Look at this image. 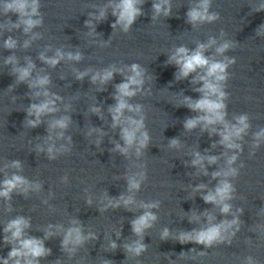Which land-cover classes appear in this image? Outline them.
Masks as SVG:
<instances>
[{"label":"water","instance_id":"1","mask_svg":"<svg viewBox=\"0 0 264 264\" xmlns=\"http://www.w3.org/2000/svg\"><path fill=\"white\" fill-rule=\"evenodd\" d=\"M5 2L10 0H0V181L18 172L41 187L26 194L14 193L10 202L0 198V257L6 258L11 250L3 240V226L11 218L24 215L31 219L28 234L36 237L43 238L50 224L59 226L44 240L51 254L40 264H55L57 260L61 264H103L104 260L111 264H249V257L253 264H264V141L253 148L254 133L264 129V97L237 60L228 69L225 91L229 96L225 103L228 122L234 123L243 113L249 116L251 127L239 141L242 150L225 148L219 143L220 136L210 130L197 127L186 131L183 127L186 118L196 115L185 106L184 97L199 98L195 89L200 84H193L192 77L198 80L200 70L177 80L178 70L174 63H168L169 57L178 46L195 49L210 38L217 43L205 55L217 60L234 57L230 50L223 55L216 53L223 40L212 23L193 26L187 22L188 8L198 1L170 0L171 15L154 20L153 0H143L140 6L144 14L125 32L121 25L113 28L116 17L112 13L118 0H39L42 24L27 34L23 26L14 27L18 15L6 14ZM101 12L106 18L101 19ZM9 36L17 41L14 50L4 47ZM25 41H31L28 47H24ZM57 50L65 53V58L55 67L39 58L41 54L53 57ZM69 52H79L81 59L69 60ZM10 55H15L21 66L31 60L36 66L33 77L47 74L48 90L60 97L55 115L43 117L38 127H28L25 122L28 106L37 101L27 83L16 81L13 65L5 64ZM133 63L141 66L144 77L140 91L129 98V103L141 105V112L125 111L124 115L144 117L150 142L140 155L135 146L124 155L115 150L123 141L120 129L112 127L109 108L116 103V85L131 75ZM112 68L118 71L110 81L92 82L97 72ZM78 72L88 74L77 79ZM93 107L101 111L93 112ZM63 116L70 117L63 136L57 135L61 131L57 129L49 139L50 121ZM91 129L99 131L89 134ZM173 138L180 141V147H169ZM48 144L56 149L63 145L69 151L57 152L50 160ZM194 152L218 157L215 164L205 161L208 175L192 166ZM233 154L238 155L233 167L239 174L229 179L236 192L230 201L231 213L222 215L218 207L204 202L205 193L194 188L200 184L214 188L218 181L211 174L226 170L228 157ZM13 160L21 162V169L11 167ZM141 172L147 178L139 191L129 193L128 177ZM122 194L134 195L136 203L131 211L123 206L101 211L108 200ZM155 201L160 202L158 209H152L158 219L142 237L147 250L140 257L133 256L125 245L141 237L132 231L131 221L142 214L143 203ZM233 218H238V226L230 230L235 235L223 243L205 248L203 244L181 242L183 234L195 235L193 229ZM74 221L85 235L93 233L95 239L69 253L62 249L61 241ZM165 228L169 234L162 240ZM113 240L118 245L115 249L110 247Z\"/></svg>","mask_w":264,"mask_h":264},{"label":"clouds","instance_id":"2","mask_svg":"<svg viewBox=\"0 0 264 264\" xmlns=\"http://www.w3.org/2000/svg\"><path fill=\"white\" fill-rule=\"evenodd\" d=\"M143 0H118V3L114 5L112 15L116 17L113 28L116 25H121L125 32L129 31L132 24L136 19L143 15L141 4ZM212 0H200L196 5L190 6L186 13L187 22L196 26L198 24L212 23L220 18L218 12L210 11ZM4 9L7 13H15L18 15L17 22L14 24L15 28L23 26L25 34L32 32V30L42 24V20L39 17V0H10V2L4 3ZM153 19H157L160 15L165 17L171 15V3L170 0H153L152 4ZM264 11V4L260 5L256 12ZM101 19L106 18V13L101 12ZM85 23H90L86 21ZM264 28V24L260 25ZM37 35H33L32 39H37ZM31 41H25L24 47H28ZM217 42L214 39H209L207 43H200L195 49H189L183 45L178 46L172 56L169 57L168 63H174L178 70L176 79H186L194 72L199 71V79L192 77L193 84H200V87L195 90L200 93L198 99L185 96L184 104L196 115L186 118L183 127L186 131H192L197 127L201 130H210L212 133L220 136L219 143L229 150H242L241 141L247 134L251 125L249 122V116L247 113L237 115L233 122H228L227 117V105L225 101L228 99L229 94L225 91L226 82L229 79L228 69L230 66L236 63V58L231 59L225 57L222 60L210 58L205 55L207 49L211 48ZM17 41L9 36L4 41V47L8 50H14L16 48ZM232 47L229 41H224L216 47L215 51L218 55H223L227 50ZM44 63L51 67H55L65 58V53L57 50L55 56L47 57L41 54L39 57ZM69 60L79 61L81 54L77 52L73 55L71 52L67 53ZM5 64H11L12 74L15 76L18 83L24 82L28 84V87L32 90L31 95L36 98L37 102L31 103L27 108L26 124L28 127L35 128L42 123V118L45 116H54L57 112L56 101L60 99L55 93L48 90L47 86L50 84V77L45 75H38L35 78L32 73L35 69V64L28 60L24 66H21L15 55H10L6 58ZM131 75L116 85V93L114 99L115 105L109 108L111 116L112 127L120 129V138L123 141V145L117 143L115 150H118L121 154L127 155L129 150L135 146L136 154H141V149L147 147L150 142V134L144 123V117L139 115V118L133 119L131 116L125 117V111L135 112L139 114L141 112V105L137 104L133 106L129 103V98L134 97L138 91H140L143 85L144 71L137 63H133L131 66ZM117 69H105L102 72H97L91 77L93 83L99 81L101 84H105L110 81ZM88 73L78 72L77 79H83ZM93 112L99 113L101 110L99 107H93ZM70 117L63 116L60 118L52 119L49 123V139H51V133L54 130H61L57 133L58 136H63V130L67 129ZM219 125L220 127H216ZM92 131H99L98 129H91ZM71 138H69L70 141ZM264 141V129L254 133L253 148H259L261 142ZM169 147H180V141L177 138H173L169 142ZM40 151H44L40 145H37ZM68 148L63 145L59 149H56L54 145H47V153L50 160L56 158L57 152H67ZM254 154V153H253ZM194 158L191 161L193 167H198L204 170V175H208L205 168V161L207 164H215L218 160L214 155H201L200 152L193 153ZM238 160V155L233 154L228 157L226 170H220L213 172L212 178L218 182L212 189H208L206 185H196L194 191L205 193L202 198L205 203L212 204L219 208L222 215H228L231 213L232 205L230 201L234 199V193L236 192L235 186L230 182L229 178L237 177L239 169L233 167ZM241 163L240 167H243ZM11 167L14 169H21V162L19 160H13ZM144 172L139 173L137 176L128 177V192L135 193L140 190L141 183L146 179ZM65 180L67 177L64 178ZM41 185L39 183H31L26 177L13 172L10 176L0 181V198L7 202H10L12 195L26 194L29 189L36 191L40 190ZM19 190V191H18ZM90 204L91 201L89 200ZM136 201L134 195H121L118 199H110L101 209V211L107 210L112 207L123 206L129 211ZM142 214L136 219L131 221L132 231L141 239L134 241L131 244H126L125 249L133 256L140 257L147 250V245L142 242V237L147 229H150L154 222L158 219L157 215L152 209H158L160 202L143 203ZM72 227H69L64 233L61 241L62 249L69 253H74L76 249L83 245L86 241L95 239L93 233L85 235L81 226H76V222H73ZM233 226H238V218H233L231 221H221L220 223H210L208 227L199 230L193 229L192 233L183 234L181 242H193L197 244H203L205 248H210L216 243H223L228 239L230 235L234 236L235 232L230 231ZM31 228V219L24 215H17L11 218L3 226L4 243L11 245V250L8 252L7 257H0V264H40L41 259L51 254V249L47 248L44 244V240L50 238L55 233L53 228L59 230V226L49 225V230L45 232L43 238L36 237L28 234L27 230ZM238 230V227L237 229ZM168 229L165 228L161 234V239L168 238ZM119 236V233H117ZM115 240L110 241V247L112 249L117 248ZM206 253H201L205 255ZM249 264H253L252 258H248ZM55 264H61V261L57 260ZM103 264H111L110 260H104Z\"/></svg>","mask_w":264,"mask_h":264}]
</instances>
